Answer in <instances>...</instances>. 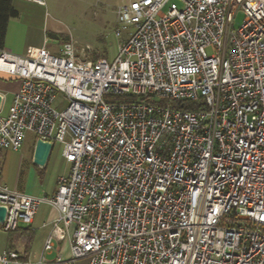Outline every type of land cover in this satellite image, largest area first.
<instances>
[{
    "label": "built area",
    "instance_id": "built-area-1",
    "mask_svg": "<svg viewBox=\"0 0 264 264\" xmlns=\"http://www.w3.org/2000/svg\"><path fill=\"white\" fill-rule=\"evenodd\" d=\"M114 35L111 60L71 40L32 58L0 50L20 79L0 148L31 133L69 166L51 196L0 181L1 231L42 202L57 211L22 264H264V0H129ZM63 240L70 256L45 260Z\"/></svg>",
    "mask_w": 264,
    "mask_h": 264
},
{
    "label": "crops",
    "instance_id": "crops-1",
    "mask_svg": "<svg viewBox=\"0 0 264 264\" xmlns=\"http://www.w3.org/2000/svg\"><path fill=\"white\" fill-rule=\"evenodd\" d=\"M43 4V0H13V6L18 11V15L8 22L3 46L4 50L20 56L32 58L36 56L40 48L44 47V45L38 46L35 44V47L30 49L33 27L35 26L33 24L37 22V20H35L37 11ZM19 85L20 79L17 76L0 71V95L2 97L0 116L7 115L13 95L18 90ZM30 137L31 142L24 155L20 156L18 159L15 177L12 181L9 180L8 174L4 168L6 159L3 160V157L7 153V150L0 148V181L9 189L18 190L38 197L51 196L55 192L57 178L60 175L66 174L68 170L58 173L53 179V182L46 185L44 183L45 180L43 181V176H45L44 172L43 175H37V171H45L46 165H48L54 153V146L44 165H36L33 163V152L36 141L33 134H31ZM61 159H63L62 156ZM31 165H33L34 168ZM67 168H69L68 164ZM40 174H42V172H40ZM56 216L57 211L54 207L44 202L40 203L30 224L21 223L19 225L20 228L13 233H6L0 230V251L11 248L18 253V261L11 264H22L25 261L37 260L42 254L44 240L49 234L51 222ZM57 255H60L62 258H68L70 256L67 240L54 241L53 249L43 254L44 259L47 261L53 260Z\"/></svg>",
    "mask_w": 264,
    "mask_h": 264
},
{
    "label": "rangeland",
    "instance_id": "rangeland-1",
    "mask_svg": "<svg viewBox=\"0 0 264 264\" xmlns=\"http://www.w3.org/2000/svg\"><path fill=\"white\" fill-rule=\"evenodd\" d=\"M44 4L37 11V22L33 25L32 47L35 44L43 46L51 53H57L66 41H73L77 47L87 50L86 57L95 60L104 57L108 60L114 58L118 39L114 35L115 9L129 0H43ZM243 12H235L232 27L236 29L243 20ZM57 49V50H56ZM210 54V49H207ZM62 96L56 94L53 107L60 109ZM63 104V102H62ZM30 133L17 151L7 150L3 157L4 168L9 180L15 177L16 166L20 156L24 155L31 142ZM54 153L46 165L45 171H37V175H44L45 184H51L60 172L68 170L67 163L61 159L59 144H54ZM2 160V161H3ZM33 166V165H31ZM25 168V167H24ZM34 168V166H33ZM1 233V232H0Z\"/></svg>",
    "mask_w": 264,
    "mask_h": 264
},
{
    "label": "trees",
    "instance_id": "trees-1",
    "mask_svg": "<svg viewBox=\"0 0 264 264\" xmlns=\"http://www.w3.org/2000/svg\"><path fill=\"white\" fill-rule=\"evenodd\" d=\"M17 15L18 11L13 6V0H0V50L3 49L4 46L8 22L10 19L17 17ZM19 228L18 226L15 231Z\"/></svg>",
    "mask_w": 264,
    "mask_h": 264
},
{
    "label": "water",
    "instance_id": "water-1",
    "mask_svg": "<svg viewBox=\"0 0 264 264\" xmlns=\"http://www.w3.org/2000/svg\"><path fill=\"white\" fill-rule=\"evenodd\" d=\"M1 102H2V97L0 95V105ZM51 150H52L51 144L37 140L34 146L33 163L40 166L44 165ZM4 214H5L4 208L0 207V221L3 220Z\"/></svg>",
    "mask_w": 264,
    "mask_h": 264
},
{
    "label": "bare ground",
    "instance_id": "bare-ground-1",
    "mask_svg": "<svg viewBox=\"0 0 264 264\" xmlns=\"http://www.w3.org/2000/svg\"><path fill=\"white\" fill-rule=\"evenodd\" d=\"M0 66L3 67V65H1V63H0Z\"/></svg>",
    "mask_w": 264,
    "mask_h": 264
}]
</instances>
